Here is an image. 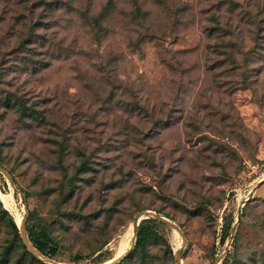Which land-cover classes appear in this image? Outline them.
Returning <instances> with one entry per match:
<instances>
[{"label": "rangeland", "instance_id": "374dc122", "mask_svg": "<svg viewBox=\"0 0 264 264\" xmlns=\"http://www.w3.org/2000/svg\"><path fill=\"white\" fill-rule=\"evenodd\" d=\"M0 167V264H264V0H0Z\"/></svg>", "mask_w": 264, "mask_h": 264}, {"label": "trees", "instance_id": "16d2710c", "mask_svg": "<svg viewBox=\"0 0 264 264\" xmlns=\"http://www.w3.org/2000/svg\"><path fill=\"white\" fill-rule=\"evenodd\" d=\"M7 107L9 108H16L17 104H11L9 100H7ZM24 114L28 115L31 118L38 119L37 112H33L30 109L24 108ZM162 214L161 212H159ZM167 218H169L168 215L163 214ZM148 224H160L156 220H144L139 228V235L137 240V249L145 247L146 241L150 234V229L148 228ZM11 229L14 234V240L13 243L10 244V246L7 248V250L4 253V259L6 260L8 255L13 250L16 243L20 245V247L31 257L32 260L37 262L38 264H43L41 261L36 259L34 256H32L30 253L27 252V248L24 246L23 241L21 239L18 226L15 224L13 220L10 221ZM26 230L29 237V240L33 247L37 249L42 255L53 259L57 256L56 248L57 245L55 243V240L52 238L50 231L47 229L46 225L42 222L34 221L33 215L30 213V216L28 218V221L26 223ZM229 235V231L226 234ZM136 255V253L130 254V256L127 257L126 261L132 258V256ZM124 263V262H123Z\"/></svg>", "mask_w": 264, "mask_h": 264}, {"label": "water", "instance_id": "95a60500", "mask_svg": "<svg viewBox=\"0 0 264 264\" xmlns=\"http://www.w3.org/2000/svg\"><path fill=\"white\" fill-rule=\"evenodd\" d=\"M0 172L4 173L5 171L0 167ZM263 184H264V178L262 180H260V182L257 184V186L252 189V191L249 194L248 199L239 207L238 213H237V218H236V223L234 224L233 229H232V235L234 234L235 229H236L237 225L239 224V222L242 218L243 208L254 198V195L256 194L258 188L260 186H262ZM151 218L156 220V221H159V222H162V223L168 225L170 228L174 229L175 231H177L179 233V235L182 236L183 246H182L181 250H179L176 254L177 264H181L182 256H183V253L185 250V245H186V240H185V237L183 235V232L180 230V228L175 223H173L171 220H169L166 216H164L158 212L150 211V210L141 213L133 222V224L135 226V231H134L133 245H132L131 250L127 251V253L122 258L114 260L108 264H119L132 253V250H134L135 247L137 246L140 223L144 220H148ZM18 230H19V233H20V236H21V239L23 241L24 246L27 248V250L31 253L32 256H34L36 259H38L39 261H41L44 264H59V263L52 261V260L48 259L47 257L43 256L41 253H39L33 247V245L31 244V242L29 240L28 234H27L26 220H23L21 222V225L18 226ZM232 235L230 237L231 239L233 238ZM217 263H219V262H217Z\"/></svg>", "mask_w": 264, "mask_h": 264}, {"label": "bare ground", "instance_id": "6f19581e", "mask_svg": "<svg viewBox=\"0 0 264 264\" xmlns=\"http://www.w3.org/2000/svg\"><path fill=\"white\" fill-rule=\"evenodd\" d=\"M21 222H22V221H21ZM20 225H21V223H20ZM20 225H19V226H20ZM133 230L135 231V226H133ZM181 248H182V247H181ZM181 248H180V250H181ZM123 256H124V255H123ZM123 256H122V257H123ZM122 257H120V258H122ZM120 258H119V259H120Z\"/></svg>", "mask_w": 264, "mask_h": 264}]
</instances>
